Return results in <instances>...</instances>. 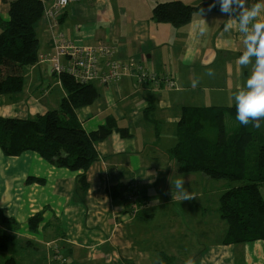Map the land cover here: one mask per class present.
Returning <instances> with one entry per match:
<instances>
[{
	"label": "crops",
	"instance_id": "0c3cea01",
	"mask_svg": "<svg viewBox=\"0 0 264 264\" xmlns=\"http://www.w3.org/2000/svg\"><path fill=\"white\" fill-rule=\"evenodd\" d=\"M9 1L0 0V18H8ZM42 1L44 9L54 2ZM164 1L170 0H79L65 6L56 18L43 14L36 22L37 61L25 68L21 92L0 94L1 116L43 114L50 110V96L59 105L64 91L58 75L38 57L51 54L53 38L58 41L60 34L73 44L106 47L107 59L120 61L127 69L110 84L94 82L100 92L98 99L76 110L86 131L103 124L113 129L96 143L98 160L85 171L87 186L77 183L79 171L54 166L36 152L6 156L0 149V209L13 220V244L18 252L25 251L29 264H60L56 259L61 258L65 260L61 264H107L104 259L135 264L133 256L145 249L136 244L140 232L132 233L135 222L143 219L139 205L143 206L140 201L146 193L143 187L138 189L139 180L162 170L155 164L158 154L165 163L173 162L168 150L177 142L176 126L157 128V122L167 119L162 112L175 109L177 124L184 106H230L233 93L250 74L251 66L242 69L237 64L244 51L243 37L222 32L226 14L205 12L209 29L201 37L193 32L194 22L201 18L198 12L179 27L155 21L150 2ZM181 1L194 5L202 0ZM106 57L99 56L100 71L107 69ZM209 69L213 76L207 75ZM140 70H147L158 81L139 78ZM166 78L172 80V86ZM193 79H199L195 88ZM203 89L215 90L212 99L217 102H198L199 95H205ZM186 96L189 102H185ZM147 121L153 140L136 139L132 126L146 129ZM171 170L177 172V164ZM118 184L126 185L122 192L127 197L112 195V187ZM30 218H34L32 227ZM253 245L252 251H261L264 257L262 241Z\"/></svg>",
	"mask_w": 264,
	"mask_h": 264
},
{
	"label": "trees",
	"instance_id": "16d2710c",
	"mask_svg": "<svg viewBox=\"0 0 264 264\" xmlns=\"http://www.w3.org/2000/svg\"><path fill=\"white\" fill-rule=\"evenodd\" d=\"M212 3L213 0H202L193 5L170 0L150 5L155 21L179 27L200 8L205 12L220 11L219 4L208 11ZM43 11L42 0H10L8 18H0V94H17L23 89L24 70L37 61L35 24ZM58 79L64 91L58 109L31 118L0 115V149L6 156L33 151L54 166L79 171L77 183L85 187V171L98 160L96 143L113 129L103 124L86 131L76 117L78 108L98 99L100 92L94 82L81 83L67 73L59 74ZM176 137L168 155L176 162L179 173L245 180L225 190L219 198V216L227 223L222 242L229 245L262 241L264 252V127L241 125L236 120L235 104L184 106L176 124ZM125 187L114 185L112 195L121 196L119 192ZM33 220L30 218L31 227ZM5 239L3 236L0 244ZM5 264L16 262L11 258Z\"/></svg>",
	"mask_w": 264,
	"mask_h": 264
},
{
	"label": "rangeland",
	"instance_id": "374dc122",
	"mask_svg": "<svg viewBox=\"0 0 264 264\" xmlns=\"http://www.w3.org/2000/svg\"><path fill=\"white\" fill-rule=\"evenodd\" d=\"M202 91L205 95H199L201 100L198 102L203 104L217 102L214 101L216 99H212L215 90L203 89ZM52 93H54L53 90ZM53 99L54 96H50L48 99L50 110L58 109L60 105V103L58 106L55 105L56 102ZM184 100L189 102L188 96L184 97ZM175 113V109L163 111L162 114L167 119L162 124L157 122V128L161 130L173 129L176 126L173 120ZM155 116H159L157 111ZM146 125L148 127L146 129L132 126L131 131L135 133L136 139L153 140L151 136L153 130L149 121ZM153 129L156 138V128ZM168 139L169 137L165 138V140ZM147 148L155 149L152 146ZM156 157L155 164L159 165L162 170L157 171L156 175H149L139 180L138 189L143 187L146 193L140 203L148 207L145 208L137 204L138 200L135 203L139 205L140 216L143 219L135 222L132 233L135 236L140 232V236L136 238L139 240L136 244L145 248L137 257L133 256L135 264H185L188 258H192L195 264H264L262 252L252 251L254 243L226 245L222 242L227 223L219 216V198L225 190L242 184L245 180L211 179L199 172L191 174L172 172L171 167L176 164L174 160L165 163L162 154H158ZM162 164L166 166H162ZM178 178L185 180V187L196 198L185 201L172 198L170 182L174 186V181ZM0 188H2V181H0ZM261 193L264 199V185L261 186ZM119 194L123 195L124 193L120 191ZM132 196L134 197V194ZM137 211L136 207L133 216ZM3 236L6 239L0 244V264H5V261L11 260V258L15 260L16 264H29L30 258L26 256L25 251H22L24 254L18 252L14 246L16 241L13 244V220L0 209V241ZM180 248H182L181 251ZM56 260L60 264L65 261L63 258ZM103 261L107 264H119L116 261L111 263L105 259ZM95 263L97 262L91 264Z\"/></svg>",
	"mask_w": 264,
	"mask_h": 264
},
{
	"label": "clouds",
	"instance_id": "9594fccd",
	"mask_svg": "<svg viewBox=\"0 0 264 264\" xmlns=\"http://www.w3.org/2000/svg\"><path fill=\"white\" fill-rule=\"evenodd\" d=\"M219 4L221 13L226 14L222 32L231 34L239 33L243 37L244 51L237 58V64L243 69L251 66L250 74L244 83L233 93L232 99L236 109V120L244 126L252 123L253 127H264V0H213L208 11ZM205 10L198 11L201 17L193 24V32L197 36L207 34L209 25L204 17ZM208 76H213L214 71L208 70ZM192 87L199 84V79L191 81ZM171 183L173 199L181 201L196 198L185 187V180L178 178ZM174 187V190H173ZM185 264H195L188 258Z\"/></svg>",
	"mask_w": 264,
	"mask_h": 264
},
{
	"label": "built area",
	"instance_id": "2783aa9c",
	"mask_svg": "<svg viewBox=\"0 0 264 264\" xmlns=\"http://www.w3.org/2000/svg\"><path fill=\"white\" fill-rule=\"evenodd\" d=\"M77 1L79 0H54L49 8L44 9L43 14L49 19H54L65 6ZM57 40L53 38L54 47L51 54L39 55L38 57V61L48 62L50 71L56 75L67 73L81 83L110 84L120 78L123 69H127V65L120 61L107 59L106 54L109 52L106 47L73 44L64 39L62 34L57 36ZM99 56L106 57L107 69L104 71L99 70ZM61 58L65 59V62H62ZM138 77L143 80L158 81L147 70H140ZM165 81L168 86L173 85L170 78H166Z\"/></svg>",
	"mask_w": 264,
	"mask_h": 264
}]
</instances>
